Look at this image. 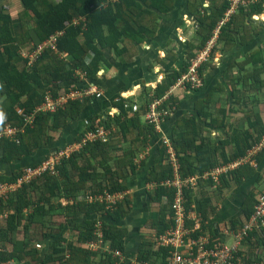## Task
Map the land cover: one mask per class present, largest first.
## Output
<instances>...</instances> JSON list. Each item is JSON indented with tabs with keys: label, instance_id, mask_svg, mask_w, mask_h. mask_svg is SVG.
I'll use <instances>...</instances> for the list:
<instances>
[{
	"label": "trees",
	"instance_id": "1",
	"mask_svg": "<svg viewBox=\"0 0 264 264\" xmlns=\"http://www.w3.org/2000/svg\"><path fill=\"white\" fill-rule=\"evenodd\" d=\"M7 1L10 3L9 9L4 5V0H0V129L8 122L14 125L23 124L24 115L33 113L42 104L48 91L58 95L62 91L83 89L97 82L99 70L114 65L111 52L121 63L134 60L142 44L158 37L163 15L181 7V0H116L107 5V0H18L21 5L15 11V0ZM207 1L209 6L205 5L204 0L185 1L187 12L196 19L195 35L184 44V58L180 56L172 40L165 57H158V61L166 69V75L154 88V95L147 93L142 110L137 111L135 116L128 117L125 106L127 99L119 97L115 100V105L121 112L108 119L102 118L101 121L112 130L107 140L89 141L80 150L62 160L57 166V174L47 172L10 191L6 196H0V213H7L0 223V243L3 244L0 260L13 259L16 264H116L118 258L102 251H92L87 248L86 243L97 237L96 224L100 217L106 243L112 248L121 249L127 256L125 237L128 235V227L121 223L128 213V197L120 200L115 208L108 209L103 203L89 202L85 195L105 190L123 192L130 187L129 177L138 169H144L147 181L154 183L151 196L159 203L160 217L152 225L158 228V232H163L174 224L171 217L177 189L164 183L173 176L169 154L163 147L160 148L158 156H141V148H137L134 143L143 134L145 144L148 143L149 133L155 136L154 124L143 120L142 115L148 112L153 100L164 97L188 69L191 59L207 45L230 6L228 0ZM263 10L264 0L240 6L222 26L213 50L214 56L218 49L229 52L245 47L251 49L246 53L243 62L226 68L225 76L234 90L237 89V83L243 80L234 72L235 66L244 68L247 64H252V68L244 74V80L253 75L259 78L264 70L263 52L256 41L264 27L254 19V15ZM77 18L80 19L78 24L75 23ZM67 21L70 22L69 25H66ZM14 26L20 30L18 34L15 33ZM61 30L64 33L59 36L58 51L46 48L31 65L30 58L24 57L22 50L33 51L38 43ZM61 52H67L68 57H62ZM212 59L202 66L203 77L207 66H216L212 64ZM178 63H181L180 67L176 66ZM260 63L261 67H258ZM79 71L84 73L83 77ZM260 83L264 84V79ZM93 95L70 99L63 108L54 112L36 111L33 125L19 135V142L6 137L0 138V163L25 160L34 152L53 144L56 139L54 132H61L78 119ZM183 102V99L172 95L164 103L165 107L172 106V113L167 118H173ZM202 102L198 103L197 111L206 119L212 114L204 111L205 104ZM177 119H180L178 126L185 127L177 135L174 132L171 139L180 164L179 173L183 177L202 174L213 167L230 164V161L244 156L249 148L264 137V119L258 113H252L248 119L255 132L247 130L239 134L235 130L238 135L235 137L237 151L226 155L219 148H206L203 140L197 143L199 136L196 135V128L194 134L188 131L187 124L195 123L197 115L184 114ZM96 126L94 118L78 134L76 140H81L88 130L95 129ZM65 145L59 146L57 150ZM43 159L30 165H37ZM263 159L264 148L254 156L253 163L240 162L243 164L221 173L218 180L201 179L196 189H184L186 209L194 206L201 213L204 219L202 223H209L204 229L213 235L212 238H216L223 228L216 227L210 221L218 209L214 197L221 195L219 192L225 185L230 186V180L240 185L253 177L258 171V167L253 165L260 164ZM27 165L29 164L25 166ZM23 170L24 167L17 166L10 174L0 171V183H14ZM206 184L211 187L207 191ZM196 190L199 192H195ZM263 193L264 188L259 191L254 189L246 196L242 206L243 217L231 219L235 226L238 225L234 230L245 227L254 215L259 197ZM63 197L69 200L65 204L61 201ZM70 198L74 201L71 202ZM57 216L62 217V221ZM51 218L50 224L47 220ZM35 222L41 225L42 230L48 229L43 238L52 239L51 247L44 257L42 249L38 245L33 246L34 237L25 234L21 239L18 235L23 223L28 231ZM68 230L75 232L76 238L72 236L69 239L65 234ZM230 239L234 240L233 237ZM241 244L240 253L244 262L264 263V226L262 229L257 226L248 229ZM159 249L165 252L160 257L161 262L156 257L160 252L153 248V243L145 241L138 252V261L167 264L169 249ZM125 263L131 264L129 261Z\"/></svg>",
	"mask_w": 264,
	"mask_h": 264
},
{
	"label": "crops",
	"instance_id": "2",
	"mask_svg": "<svg viewBox=\"0 0 264 264\" xmlns=\"http://www.w3.org/2000/svg\"><path fill=\"white\" fill-rule=\"evenodd\" d=\"M185 1L187 0L180 1L181 7L179 9L163 15L158 37L154 38L149 43L142 44L134 60L129 63H121L115 54H112V52L110 53L114 65L109 68H101L99 70L97 82L90 84L91 86H95L102 94L100 96L93 95L78 119L72 121L66 128L61 130V132H54L56 139L53 144L34 152L33 155L28 156L25 160H15V162L11 163L1 162L0 171L10 174L17 166L26 167V164L30 165L31 163H36L38 160L42 158L45 159L55 152L59 146L76 142L78 134L86 129L94 118L95 122L97 119L102 121V118L108 119L121 112V109L115 105V100L119 97H125L127 99L125 106L127 108L128 117L135 116L137 111L139 112L140 109L142 110L144 108L143 103L146 100L147 93L151 96L154 95V88L166 75V69L164 65L158 61V57H165L172 40L180 56L184 58L186 55L184 44L190 41L195 35L194 28L196 19L187 12ZM4 3L6 7L10 5L7 0H4ZM204 3L206 6L210 5L207 0H204ZM20 5V2L15 0L14 10L16 11L19 9ZM179 16L185 20L183 24L176 21V18ZM254 19L255 22L264 27V10L260 14H255ZM15 26V33L18 34L20 30ZM191 26L194 28L192 29ZM179 30L181 33L178 32ZM256 41L257 46L261 47L264 56V31L262 34L258 35ZM246 48L247 47L240 48L230 52L222 49L216 50L212 59V64L216 66L210 65L205 68L204 85L200 88L187 89L177 85V82L173 84L166 95H176L179 99H183L184 102L181 108L173 118L166 117L163 119L159 126L153 123L156 134L153 136L148 132V143L145 144L143 134L140 136V140L136 141L134 145L137 148H141L142 152H145L147 156H158L160 148L163 147H165L168 152L169 146L163 143L164 137L170 138V141H172L171 138L174 132L177 135L181 131V128L185 127L181 125L178 126L180 119L177 118L184 114H189L197 115V119H194L195 123L192 122L193 126L187 124L188 131L193 134L197 132L196 135L199 136L197 143L203 140L206 143V148L208 146L219 148L224 151L226 155L234 154L237 151L235 137H238L235 130L238 131L239 134L247 130L253 132L255 128L250 127L248 119L252 113H258L261 118L264 119V84L260 83L261 79H264V70L261 72L259 78L253 75L249 79L244 80V74L252 68V64H247L244 68L235 66L233 69L234 72L243 78L241 82L237 83L236 90L233 89L229 79L225 76L226 68L232 64L244 61L246 53L251 50L250 48L246 50ZM23 51H26V49H23L22 52ZM179 64L181 65V63H178L176 66L180 67ZM258 67H261V63ZM85 97L87 96L78 97L77 99ZM199 102L205 104L203 107L204 111H209L212 115L208 116L206 119L201 117L197 111V108L199 109ZM213 117L218 119H213ZM142 119L148 121L147 112L142 115ZM194 128H196V132H194ZM135 132L138 133L137 131ZM171 146L175 150L173 143H171ZM248 150L243 154L244 156L247 154ZM244 156L237 157L230 161V163H236ZM241 164L243 163H239L235 168ZM253 166L258 167V171L253 177L240 183V185L230 180V186L225 185V188L219 192L221 195L214 197V200L218 203V209L216 214L212 216L211 219H208L215 223L216 227H225L224 225H226L228 227L231 226V228H236L238 225L235 226L231 219H240L243 217L242 206L246 196L254 189H258L259 191L260 188H264V159L260 164L255 163ZM146 177L147 173L145 170L138 169L135 174L129 177L128 184L130 187L124 190L126 193L125 200L128 197L127 200L129 203V205H126L129 207L128 213L121 223L128 227V235L125 237V252L127 256L125 255L124 263L129 261L131 264H134V261L138 260V252L145 241L149 244L153 243V248L160 252L156 256L160 262L162 260H160V257L165 253L159 249L160 246L156 243V237L164 233L168 228L163 232H158V228L152 225L154 220L160 217L159 203L153 200L151 193L154 188H152L151 182L147 181ZM210 188V185H205L206 191ZM199 189H202V187ZM198 190L195 192H199ZM93 193L98 192L96 191ZM70 200L71 202L74 201L73 198H70ZM61 201L65 204L69 200L63 197ZM57 217L62 221V217ZM99 219L101 218L99 217ZM3 220L1 219V221ZM47 221L51 224L52 218ZM202 222H204V219ZM207 224L209 223H203V229L207 227ZM25 225L26 224L23 223L20 226L19 238L23 239L25 234L34 237L35 243L33 246L38 245L42 249V257H44L45 253L50 249L52 242L50 238H43L44 233L48 229L45 228L42 230L41 225L35 222V224L33 226L30 225L29 230L26 231ZM206 232L209 233V231ZM65 234L69 239L75 236V232L73 233L70 230ZM217 236H220V233ZM0 245L3 246L1 243ZM32 262L35 261L32 260ZM68 263L69 262L66 264Z\"/></svg>",
	"mask_w": 264,
	"mask_h": 264
},
{
	"label": "built area",
	"instance_id": "3",
	"mask_svg": "<svg viewBox=\"0 0 264 264\" xmlns=\"http://www.w3.org/2000/svg\"><path fill=\"white\" fill-rule=\"evenodd\" d=\"M110 1L107 0L106 5ZM230 6L225 12V16L219 21L214 35L208 41L207 45L201 49L195 57L191 59L188 69L178 79L177 85L183 86L187 89H197L204 85V77L201 73V68L204 63L213 58V50L217 44L219 34L222 26L231 18V16L242 5H249L250 3H256L259 0H228ZM84 19V18H82ZM80 19H75V23L78 24ZM66 25L70 22L67 21ZM64 33L63 30L57 31L52 34L47 40L38 43L33 51H23L24 57L30 58V64L32 65L35 59L48 47L58 51L57 43L59 36ZM62 57H68L67 53L61 52ZM79 73L83 76L84 73ZM100 96L102 92L98 91L95 86H88L83 89H71L69 92L62 91L58 95H54L48 91L44 97L41 105H39L33 113L24 115V123L21 125H14L7 123L0 129V138L6 137L11 140L20 141L19 135L26 131L28 126H32L35 118L36 111H50L54 112L59 108H63L70 99H77L82 96L91 95ZM170 94L162 98L156 97L149 106L147 112L148 121L156 124L157 126L172 113V106L165 107L164 103L170 99ZM169 96V97H168ZM167 97V98H166ZM95 129L87 131L81 140L69 143L63 148L56 150L48 157L43 159L37 165H28L24 167L23 173L14 183H0V196H6L10 191H13L24 183H30L34 179L44 175L47 172L57 174V166L62 162L64 158L69 157L73 152L80 150L89 141H95L97 139L107 140L112 130L105 127L101 123L100 119L96 121ZM163 143L169 146L168 154L173 165V176L168 178L164 183L168 186H174L177 189L176 199L173 203L174 213L171 217L174 220V224L167 229L164 233L156 237V243L160 247L169 249V256L167 264H250L244 262L242 254L241 242L245 235L248 234V229H252L257 226L262 229L264 226V193L259 197V202L256 205L255 213L250 218L245 227L240 230H234L231 227L225 226L219 231L220 236L212 238L209 233L204 231L202 223V215L194 208L186 209L184 204L185 200V188L196 189L199 186L201 179L214 180L219 179V175L223 172L234 168L240 162H254V156L264 148V137L262 141L256 143L249 148L247 154L238 162L230 163L227 165L216 166L209 171H205L202 174H195L183 177L179 173V161H177L176 152L171 146L172 141L170 138L164 137ZM145 152L141 153L143 156ZM145 156V155H144ZM152 187L154 183H151ZM126 193L123 192H111L105 190L104 192L93 193L90 192L85 195V199L89 202H100L106 205L108 209H113L117 206V203L124 199ZM7 213H0L1 219L5 218ZM261 219V221H260ZM102 219H98L96 224V235L94 240L88 241L86 246L92 251H102V253L112 254L113 257L118 258L116 264H124L125 255L121 249L112 248L104 239V233L102 230ZM233 237L234 240H229ZM1 249V245H0ZM69 257V254H67ZM0 264H16L14 260H0ZM68 264H71L70 262ZM134 264H148L147 262L134 261ZM264 264V263H253Z\"/></svg>",
	"mask_w": 264,
	"mask_h": 264
},
{
	"label": "rangeland",
	"instance_id": "4",
	"mask_svg": "<svg viewBox=\"0 0 264 264\" xmlns=\"http://www.w3.org/2000/svg\"><path fill=\"white\" fill-rule=\"evenodd\" d=\"M6 8L9 9V8H10V5H8V7H6ZM176 21H179L181 24H183L185 20L179 16V17L176 18ZM179 22H178V23H179ZM191 28H192V26H191ZM193 28H194V27H193ZM193 28H192V29H193ZM178 32L181 33L180 30H179ZM67 55H68V54H67ZM53 219H54V218H53ZM54 220H55V219H54ZM230 241H231V240H230Z\"/></svg>",
	"mask_w": 264,
	"mask_h": 264
}]
</instances>
